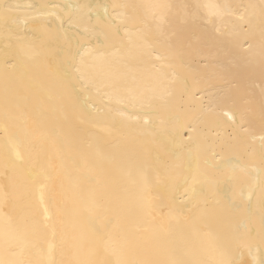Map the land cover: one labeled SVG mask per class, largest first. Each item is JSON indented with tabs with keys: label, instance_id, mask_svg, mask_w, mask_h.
Masks as SVG:
<instances>
[{
	"label": "bare ground",
	"instance_id": "obj_1",
	"mask_svg": "<svg viewBox=\"0 0 264 264\" xmlns=\"http://www.w3.org/2000/svg\"><path fill=\"white\" fill-rule=\"evenodd\" d=\"M5 5L0 260L264 261V0Z\"/></svg>",
	"mask_w": 264,
	"mask_h": 264
},
{
	"label": "snow or ice",
	"instance_id": "obj_2",
	"mask_svg": "<svg viewBox=\"0 0 264 264\" xmlns=\"http://www.w3.org/2000/svg\"><path fill=\"white\" fill-rule=\"evenodd\" d=\"M19 5H5L3 6V11L0 13V19L3 20L5 24L9 21V19H14L10 17L9 13H11L14 10L19 9ZM30 7V6H29ZM118 7H126L125 5H119ZM69 20L71 21V17H69ZM87 31V30H85ZM95 31V30H93ZM65 39L71 43V37L65 36ZM231 119V117H229ZM0 264H5L4 261L0 260ZM131 264H186L185 261L173 259V260H167L162 261L158 259H142V260H136L131 262ZM221 264H245L243 261H238L234 258V254H229L222 262ZM260 264H264V261H261Z\"/></svg>",
	"mask_w": 264,
	"mask_h": 264
}]
</instances>
